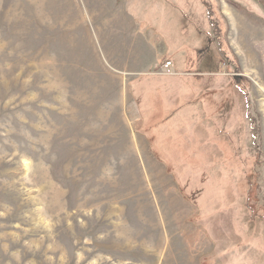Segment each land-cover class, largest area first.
I'll use <instances>...</instances> for the list:
<instances>
[{
	"label": "rangeland",
	"instance_id": "obj_1",
	"mask_svg": "<svg viewBox=\"0 0 264 264\" xmlns=\"http://www.w3.org/2000/svg\"><path fill=\"white\" fill-rule=\"evenodd\" d=\"M126 1L0 0V264H264V6Z\"/></svg>",
	"mask_w": 264,
	"mask_h": 264
},
{
	"label": "trees",
	"instance_id": "obj_2",
	"mask_svg": "<svg viewBox=\"0 0 264 264\" xmlns=\"http://www.w3.org/2000/svg\"><path fill=\"white\" fill-rule=\"evenodd\" d=\"M237 1V0H236ZM255 2H258L259 4L263 5L264 6V0H253ZM198 2L200 3V5L202 6V8H204L205 12H206V16H207V19L209 20L210 22V25L212 26V19H211V9L208 5V3L205 1V0H198ZM230 4L231 5H234L235 7H238V4L237 2L234 3L233 1L231 2L230 1ZM181 10H182V13H183V17L186 19V20H189L191 21V16L189 15V11H187V9H184V7H181ZM213 27V26H212ZM214 28L216 29V26L214 25ZM212 40V39H211ZM213 40H214V37H213ZM212 40V41H213ZM166 61H170V60H166ZM236 81H238V77H236ZM248 112V111H247ZM178 185L180 186L182 192H184V188H183V185H181V183L179 184L180 181H178Z\"/></svg>",
	"mask_w": 264,
	"mask_h": 264
},
{
	"label": "crops",
	"instance_id": "obj_3",
	"mask_svg": "<svg viewBox=\"0 0 264 264\" xmlns=\"http://www.w3.org/2000/svg\"><path fill=\"white\" fill-rule=\"evenodd\" d=\"M135 1L134 0H127L126 1V5L124 6V12H122L121 14H123L124 16H126L127 17V19L128 20H131V21H129L130 22V26L132 27L134 24H136V22H135V16H132V14H130L129 13V9L128 8H130L129 6H131L133 3H134ZM118 16H121V15H119V13H115L114 15H113V18H117ZM125 22V21H124ZM126 23H127V25L129 26V23H128V21H126ZM118 25H115V26H113V24H111V28H113V27H117ZM144 26H146V27H144V29L145 28H149V25L147 24V23H144ZM116 29V28H115ZM148 30V29H147ZM146 30V32L149 34V32ZM162 232H165V231H162ZM167 236H168V234L167 233H165ZM205 238V237H204Z\"/></svg>",
	"mask_w": 264,
	"mask_h": 264
},
{
	"label": "built area",
	"instance_id": "obj_4",
	"mask_svg": "<svg viewBox=\"0 0 264 264\" xmlns=\"http://www.w3.org/2000/svg\"><path fill=\"white\" fill-rule=\"evenodd\" d=\"M171 66H172L171 61H166V62L163 64L164 72H165V73H172V70L170 69Z\"/></svg>",
	"mask_w": 264,
	"mask_h": 264
}]
</instances>
